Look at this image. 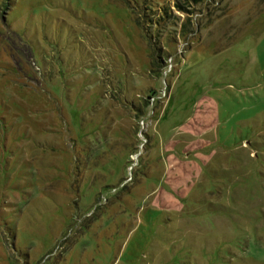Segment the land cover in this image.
I'll use <instances>...</instances> for the list:
<instances>
[{"label": "rangeland", "instance_id": "obj_1", "mask_svg": "<svg viewBox=\"0 0 264 264\" xmlns=\"http://www.w3.org/2000/svg\"><path fill=\"white\" fill-rule=\"evenodd\" d=\"M0 264H264V0H0Z\"/></svg>", "mask_w": 264, "mask_h": 264}]
</instances>
